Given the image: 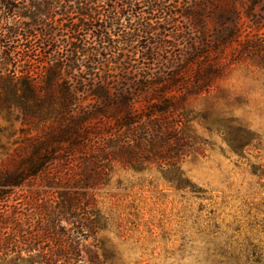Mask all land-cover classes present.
<instances>
[{
	"label": "trees",
	"instance_id": "16d2710c",
	"mask_svg": "<svg viewBox=\"0 0 264 264\" xmlns=\"http://www.w3.org/2000/svg\"><path fill=\"white\" fill-rule=\"evenodd\" d=\"M239 1L231 0L228 17L222 13L215 45L204 50L206 45L191 44L173 69L153 75L146 65L163 59L176 17L199 27L196 0H0V118L26 127L0 164V264H73L83 231L92 232L75 220L80 200L89 204L87 191L108 180L113 162L142 168L159 161L170 182L181 181L173 158L185 123L173 120L186 119L185 99L220 77L212 55L240 42ZM142 8L149 10L144 17ZM243 14L249 18L251 9ZM252 32L264 34V17L256 19ZM252 42L244 41L243 49L263 47ZM128 69L136 75L126 78V88L113 90V72ZM38 180L57 190L55 222L37 212L43 202L39 192L25 190ZM36 217L40 227L24 238V226ZM53 239L65 244L40 248L42 240ZM22 251L26 259L7 258ZM230 264L250 263L247 256Z\"/></svg>",
	"mask_w": 264,
	"mask_h": 264
},
{
	"label": "rangeland",
	"instance_id": "374dc122",
	"mask_svg": "<svg viewBox=\"0 0 264 264\" xmlns=\"http://www.w3.org/2000/svg\"><path fill=\"white\" fill-rule=\"evenodd\" d=\"M196 1L202 15L199 27L176 17L168 32L173 37L167 40L170 47L163 50L162 60L146 65L148 74L173 69L191 44L198 49L206 45L204 50L215 45L231 0ZM239 2L240 42L212 55L220 77L185 99L186 119L173 120L185 123L173 158L183 173L181 181L170 182L159 161L142 168L110 164L108 180L87 191L92 196L89 204L86 198L80 200L75 220L92 232L83 231L73 264H230L233 258L247 256L250 264H264V34L252 32L256 19L264 17V0ZM247 8L249 18L243 14ZM147 12L141 9L143 17ZM251 38L253 46L263 47L244 50L243 42ZM134 74L131 69L114 71L113 90L126 88V78ZM11 124L0 118V127L6 128L0 133V164L18 147L26 128L20 122ZM28 189L43 199L37 212L55 222L57 190L39 180ZM37 222V217L28 220L24 238L32 227H40ZM61 226L71 225L62 220ZM60 243L65 244L42 240L39 246L48 250ZM17 256L28 257L22 251L9 252L7 258Z\"/></svg>",
	"mask_w": 264,
	"mask_h": 264
}]
</instances>
